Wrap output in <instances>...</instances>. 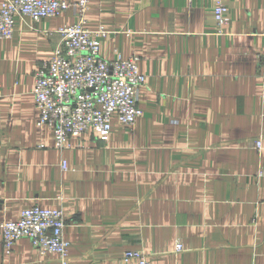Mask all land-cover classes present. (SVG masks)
Listing matches in <instances>:
<instances>
[{
    "label": "crops",
    "instance_id": "1",
    "mask_svg": "<svg viewBox=\"0 0 264 264\" xmlns=\"http://www.w3.org/2000/svg\"><path fill=\"white\" fill-rule=\"evenodd\" d=\"M86 20L109 32L102 58L139 57L141 115L56 149L37 125L35 73L78 17H15L0 38V224L61 209L68 246L64 262L27 238L6 253L0 228V264H116L127 250L158 264H264V0H89Z\"/></svg>",
    "mask_w": 264,
    "mask_h": 264
},
{
    "label": "built area",
    "instance_id": "2",
    "mask_svg": "<svg viewBox=\"0 0 264 264\" xmlns=\"http://www.w3.org/2000/svg\"><path fill=\"white\" fill-rule=\"evenodd\" d=\"M89 0H3L0 5V38L12 37L15 17H28L38 22L57 16L69 8L76 11L75 24L58 29L60 44L53 56L35 73L33 100L37 110V125L52 131L56 149L71 147V138L80 139L92 130L101 140H107L111 119L132 129L141 115L137 105L139 90L145 85V75L138 70L139 57L112 59L99 54V39L109 33L104 28L86 27ZM227 7L217 1L214 19L219 30L227 22ZM261 84L264 93V52L260 56ZM79 145V144H77ZM261 141H256L259 148ZM66 161L61 168L66 169ZM65 219L61 209L33 205L21 211L14 221H3L2 247L9 253L20 238H27L40 255L56 254L65 261L68 243L64 239ZM175 249L181 250L180 243ZM116 264H158L135 250H127Z\"/></svg>",
    "mask_w": 264,
    "mask_h": 264
}]
</instances>
